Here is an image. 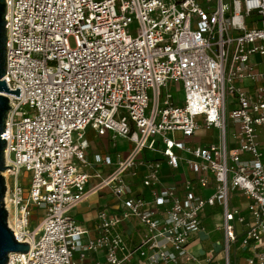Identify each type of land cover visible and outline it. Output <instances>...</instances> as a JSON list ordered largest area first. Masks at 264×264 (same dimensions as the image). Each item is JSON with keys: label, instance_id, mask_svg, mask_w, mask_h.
I'll list each match as a JSON object with an SVG mask.
<instances>
[{"label": "built area", "instance_id": "1", "mask_svg": "<svg viewBox=\"0 0 264 264\" xmlns=\"http://www.w3.org/2000/svg\"><path fill=\"white\" fill-rule=\"evenodd\" d=\"M5 5L2 80L20 97L5 95L1 137L12 169L2 173L3 203L8 228L29 245L6 264H75L76 253L83 259L100 251L105 264H132L134 257L214 264V256L200 260L187 246L216 207L223 264H231L237 225L239 249L254 252L247 264H264V0ZM199 129L215 130L217 141L186 143ZM87 130L129 148L90 161ZM163 165L173 172L183 165L193 177L163 184ZM98 166L108 171H90ZM103 191L116 207L97 212V237L82 243L86 231L71 212ZM233 193L248 200L246 208L231 205ZM34 210L41 220L29 231ZM124 224L142 229L135 231L139 242Z\"/></svg>", "mask_w": 264, "mask_h": 264}, {"label": "crops", "instance_id": "2", "mask_svg": "<svg viewBox=\"0 0 264 264\" xmlns=\"http://www.w3.org/2000/svg\"><path fill=\"white\" fill-rule=\"evenodd\" d=\"M240 85L247 89L252 90V86L248 81L241 82ZM214 133L215 130H205L199 129V131L190 139L186 140V143L191 145L192 147L204 146L214 142ZM85 137L89 143V151L88 157L89 160H96L97 158L105 159L107 157L113 158L114 153H116V149L118 147V142H111L108 137H97L96 134L92 130H87ZM121 143V148L126 153L129 145L127 142L123 140H119ZM260 146L262 151H264V129L260 130ZM108 171L104 167L93 168L92 172ZM193 174L185 167L180 166V169L177 172L171 171L166 165L162 167V183L166 185L173 184L174 182L180 181L181 179H191ZM211 186L213 182H210ZM91 184L89 185V188ZM212 192V188H208L204 190L202 193L207 196ZM248 200L242 196L240 193H233L231 197V205L233 207H241L246 208L248 205ZM115 200L111 197L108 191L98 192L96 194H91L86 200L78 205L72 212L71 217L78 223L86 234L81 238V242L85 243L87 240L94 239L97 237L96 231V214L101 209H107L111 212L114 211ZM41 211L34 210L32 213L31 221L34 222L35 218H40L41 220ZM38 220V224L40 222ZM222 221V211L220 208H211L206 210L205 216L203 218V227L202 230L196 234L189 242L187 246V251L190 255L199 258L200 260H204L208 256H214L215 262L214 264H223L222 262V231L220 229ZM31 224V222H30ZM121 230L130 237L132 243H137V233L135 231L142 230L141 228H132L131 224H124L121 227ZM243 231V227L237 225L236 232L238 235V242L234 246L233 256L231 264H247L248 258L252 257L253 251L250 249H245L244 251L239 249V243L241 241V233ZM75 264H105V251H100L98 253H90L87 254L83 259L80 258L78 253L74 256ZM132 264H144L142 262H138L137 257H134L132 260ZM181 264H196L194 262H187Z\"/></svg>", "mask_w": 264, "mask_h": 264}, {"label": "water", "instance_id": "3", "mask_svg": "<svg viewBox=\"0 0 264 264\" xmlns=\"http://www.w3.org/2000/svg\"><path fill=\"white\" fill-rule=\"evenodd\" d=\"M5 0H0V264H6L11 253L25 254L29 251L27 243L18 242L7 225V211L4 208L3 198L6 191L5 180L2 173L6 168L4 164V150L6 142L2 140L5 120L9 111L8 99L5 95L20 97V89L10 91L3 79L5 75V46H6V9Z\"/></svg>", "mask_w": 264, "mask_h": 264}, {"label": "rangeland", "instance_id": "4", "mask_svg": "<svg viewBox=\"0 0 264 264\" xmlns=\"http://www.w3.org/2000/svg\"><path fill=\"white\" fill-rule=\"evenodd\" d=\"M72 44V43H71ZM173 88H171V93H173ZM177 96L179 97V98H182V91H180L178 94H177ZM231 110V108H228L227 109V112H229ZM216 132V131H215ZM214 142H216L217 141V132L216 133H214ZM117 142H118V147H117V149H116V153H123V152H125L121 147V143H119V140H117ZM115 154V153H114ZM22 177V176H21ZM211 194V193H210ZM209 194V195H210ZM207 196H208V194H207ZM38 220H40V218H38V219H36L35 218V221L34 222H31V224L29 225V231L30 230H32V229H34V228H36V226L38 225ZM232 257H234L233 256V251L231 252V254H230V260H232Z\"/></svg>", "mask_w": 264, "mask_h": 264}]
</instances>
